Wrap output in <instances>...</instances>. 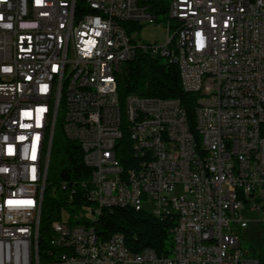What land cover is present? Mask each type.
Wrapping results in <instances>:
<instances>
[{
	"label": "built area",
	"instance_id": "1",
	"mask_svg": "<svg viewBox=\"0 0 264 264\" xmlns=\"http://www.w3.org/2000/svg\"><path fill=\"white\" fill-rule=\"evenodd\" d=\"M76 4L0 0V264H262L241 239L264 225V0ZM161 9L166 41L141 42L137 26L158 23ZM136 52H167L183 91L203 86V94L193 131L178 99L126 96L130 158L118 177L112 92ZM60 109H68L62 134L79 145L90 173L58 186L66 202L80 198L73 216L92 218L68 223L60 215L40 255ZM115 206L173 217L171 254L133 253L117 232L99 239L92 223Z\"/></svg>",
	"mask_w": 264,
	"mask_h": 264
},
{
	"label": "trees",
	"instance_id": "2",
	"mask_svg": "<svg viewBox=\"0 0 264 264\" xmlns=\"http://www.w3.org/2000/svg\"><path fill=\"white\" fill-rule=\"evenodd\" d=\"M81 0H77L76 11L82 10ZM162 2L152 3L153 6ZM87 11L86 9H83ZM153 12H155L153 10ZM156 17H165L164 9L158 10ZM129 31L133 25L123 24ZM142 26H137L138 31ZM161 60L160 56H152L136 52L132 59L125 61L116 74V89L118 99L123 106L127 95L135 94L141 97L176 98L186 111L190 129L194 130V102L192 93L182 89L178 66L174 62L167 61V56ZM60 116L56 120V129L53 136L46 187L43 194L41 215L39 220L38 250L46 246L45 238L50 234V224L53 220L60 219L61 208L72 211L71 205L80 202V198H74L69 203L65 201L58 183L67 178L84 179L88 177L90 169L83 163L82 152L79 145L69 140L60 129ZM121 127L124 128L121 121ZM127 131L123 130L120 141L121 147L116 150L121 169L126 172V158L128 153ZM136 169V163H129V170ZM54 188V189H53ZM72 213V212H71ZM67 222L74 223L79 220L71 215ZM94 231L99 239H107L113 233H120L127 248L137 253L144 248H151L158 255H170L172 252V239L170 228L174 225V218H157L145 210H135L131 207L115 206L110 209H102L98 219L92 223ZM246 231L254 238L258 246V252L253 251V256L259 258L264 264V225L252 224Z\"/></svg>",
	"mask_w": 264,
	"mask_h": 264
},
{
	"label": "rangeland",
	"instance_id": "3",
	"mask_svg": "<svg viewBox=\"0 0 264 264\" xmlns=\"http://www.w3.org/2000/svg\"><path fill=\"white\" fill-rule=\"evenodd\" d=\"M167 25V22L162 19L161 16H158V23H144L141 27V29L138 32V38L141 42L145 43H162L166 41L167 39V33L164 26ZM173 30L171 29L169 32V36L172 35ZM161 60H165V57H160ZM132 95V94H131ZM62 113V111L60 110ZM60 113V115H61ZM73 210H75V207H73ZM72 211L69 209L63 207L61 208L60 215L62 220L67 221L70 217H72ZM92 218V214L90 212H87L85 215H83V212L79 210V214H74L73 219L83 221V220H89ZM242 247L249 251V253H252L253 251L258 252V246L256 242L254 241V238L252 239L249 234H245L244 238L241 239Z\"/></svg>",
	"mask_w": 264,
	"mask_h": 264
},
{
	"label": "bare ground",
	"instance_id": "4",
	"mask_svg": "<svg viewBox=\"0 0 264 264\" xmlns=\"http://www.w3.org/2000/svg\"><path fill=\"white\" fill-rule=\"evenodd\" d=\"M152 56H160V57H166L167 52H159L158 54H153ZM194 97L195 101L202 100V94H203V86H196L191 87V92ZM127 95V96H133ZM62 111L60 118H68V109H60ZM121 121L124 128L121 127ZM112 124H113V130H119V133H116V140H119L121 138L123 130L128 131V123H127V108L124 107V101L123 106H121V102L118 99L117 93L115 90L112 92ZM111 167H114L115 175H118V177H126V172H124L121 169V165L118 161V159L115 156L114 152V158H111ZM136 170V169H132ZM117 234H120L117 232ZM120 238L123 239V236L120 234Z\"/></svg>",
	"mask_w": 264,
	"mask_h": 264
}]
</instances>
